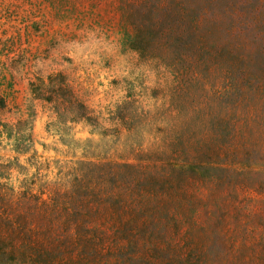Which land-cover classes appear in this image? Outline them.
<instances>
[{"label":"rangeland","instance_id":"1","mask_svg":"<svg viewBox=\"0 0 264 264\" xmlns=\"http://www.w3.org/2000/svg\"><path fill=\"white\" fill-rule=\"evenodd\" d=\"M79 170L166 189L188 236L219 222L264 264V0H0V180L51 195Z\"/></svg>","mask_w":264,"mask_h":264},{"label":"trees","instance_id":"2","mask_svg":"<svg viewBox=\"0 0 264 264\" xmlns=\"http://www.w3.org/2000/svg\"><path fill=\"white\" fill-rule=\"evenodd\" d=\"M206 168L197 166V174ZM138 173L135 180L140 185L149 177ZM156 179L165 187L172 177L163 174ZM98 186L81 170L66 189L51 195L15 190L0 180V264H220L218 259L246 264L250 260L242 248L233 253L227 229L219 222L197 223V240L188 236L181 223L185 218L168 206L166 189L158 193L140 186L136 198H123L117 187L105 191ZM146 199L155 205L143 206ZM203 236H208L207 242ZM217 248L224 250L221 256L215 253Z\"/></svg>","mask_w":264,"mask_h":264}]
</instances>
